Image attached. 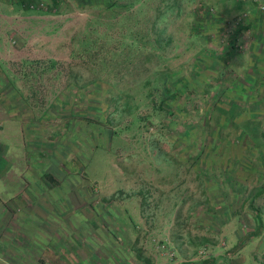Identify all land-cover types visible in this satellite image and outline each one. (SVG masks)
<instances>
[{"label":"rangeland","instance_id":"1","mask_svg":"<svg viewBox=\"0 0 264 264\" xmlns=\"http://www.w3.org/2000/svg\"><path fill=\"white\" fill-rule=\"evenodd\" d=\"M243 1L246 11L238 14L240 22L250 20L252 15L249 16L248 10L249 7L251 10L252 4H255L256 8H264V0ZM155 3L158 4V10L162 12L160 15L162 20L156 27L162 29V25H164L161 40L169 36V41L166 46L162 45L164 40L155 43L154 46L159 45L158 48L155 46L156 51H153V48L148 49V45H146L147 49L139 52L140 55H131L135 57L128 65L129 71L122 70L121 74L123 75L120 79L121 87L131 92L132 97L129 100V105L132 106L131 111L137 114L148 111L152 103V101L141 97L138 90L140 88H136L137 81L143 77L142 75L157 68L160 64L162 68L184 70L191 60L193 52L203 43L198 36V38H192L189 31L191 25L194 24L193 11L197 6L208 5L215 14L229 15L227 18H230V14L239 10L234 8L232 0H136L126 9L118 8L117 14L110 17L112 21H106V25L109 24L110 27L101 23L94 25L93 18L90 19V17L96 13L95 10L85 12L74 7L70 2H65V4L62 2V10L59 12H35L24 11L13 0H0V64L3 63L1 65L4 70L8 69L6 75L13 80L15 78L17 87L22 81L25 82L23 87L28 89L27 86L32 82L31 87L36 89L35 93L34 91L30 93L32 97L35 96L31 97L32 101L37 97L35 103L32 102L33 105L32 103L29 105L30 110L22 112L26 105L21 100V103H17L18 106H9L10 109H13L9 113L13 114L14 111L23 113L22 119L27 113H32L33 118L38 119L44 108L41 106L47 105L63 88L65 89L64 92L62 91L63 93H69L70 96L79 95V99L76 100L77 105L74 104L78 108L77 111L84 113L85 110L86 112L90 110L87 108L89 98L86 97L83 101L80 92L85 91L82 84L88 83L92 76L84 65V52H82V56L74 58L72 56L75 54L74 50L80 49L81 38L84 35L94 37L95 34L92 32L94 25L93 31L105 32L102 35L107 41L106 44L104 43V48L115 49L114 43H119V48L124 44L131 43L127 26L133 25L132 29L139 26L146 27ZM227 8L230 13L226 12ZM147 11L148 14L150 13L149 16H147ZM243 12H246V15H243ZM102 13L105 16L110 14L106 11ZM225 23L218 25L220 32H217V35L220 36L221 41H224L233 30V23L227 21ZM262 26H264V22L260 27ZM257 27L258 23L250 22L248 27L239 31L237 41L240 55L239 53L234 54L231 59L238 65L236 67L239 71L243 67V65L239 66L240 64L249 65L247 72L252 75V78L261 82L257 87L261 90V96H264V60L257 61L255 58L250 60L247 52L250 44H253L252 37ZM16 36L23 38V43L20 46L13 43L17 41ZM100 42L101 40L98 39L96 45ZM209 46L212 45L209 44ZM125 50L126 48L123 49V52ZM161 54L166 56V60L159 59ZM23 58L30 60L54 58L58 62L56 68H59L60 71L54 72L52 68L53 70H47L46 73L32 75L31 72L35 73L39 71V68L35 69L32 66L21 64ZM93 66L97 68L98 65L94 62ZM127 71L129 73H125ZM133 81L136 82L133 83ZM91 86L90 83L86 87ZM4 92H6L7 98L14 96L13 90ZM92 94L93 92L89 96L94 99ZM38 98H41V101ZM142 102H145V105ZM193 103L198 104V100H194ZM91 104L96 106L99 102L93 100ZM197 108L198 112L194 117L203 110V108L199 110V106ZM57 110L59 109L55 111L57 112ZM109 110L110 108H107V111L100 112L91 109L101 117H104ZM244 111L246 112L245 109L241 112L244 113ZM48 114L45 122L38 125L44 127L45 131L39 130L37 135L46 147H49V144L60 147L57 150H49V157L51 155L57 160L64 157L65 154H63L59 143L66 145L68 141L75 145L76 149L80 151L79 153H89L90 149L84 143H89L91 140L87 138L86 130L81 132V129L84 130L83 126L86 125L83 120L75 119L76 121L70 122L67 127L58 120L59 118H56L57 114L53 112H48ZM64 116L62 119L70 118L67 113ZM107 118L119 125L129 124V126L127 125L129 128L123 129L111 143L109 141L110 146L106 149H98L99 147L93 145L92 154L84 163L83 173L76 175V178H61L59 176L61 172L55 169L56 171L52 170L54 172L52 175L58 183L49 184V187L59 188L61 186L63 189L69 190V195L64 194L65 197H70L69 203H77L88 212L87 208L90 209L88 202H91V205L96 203L108 205V209L109 205H112L111 208L116 210L117 219L113 218L111 226L116 232L122 231L125 237L120 235L119 240L115 242L102 241V251L100 249L95 251L96 253L102 252V255L100 254L102 261L107 264H128L134 260V254L138 249V255L143 258L142 262L147 258L151 264H181V262L201 264L205 258H213L209 264H264V191L252 197L251 204L248 205L253 192L263 184L259 181L261 177H258L261 169L257 162L252 160L256 156L255 151L245 153L242 143L233 146L231 140L236 132L232 134L231 127L226 126L222 129V134L229 139L226 156L232 152V149L240 150L244 152V158H249L250 168H237V164L235 165L233 162L224 168L225 171L221 172L218 167V170L215 169V164L209 173H207L208 171L204 173L208 177L203 182L204 176L200 174L199 168L206 165L203 162L186 160L189 157H185V154L193 157L197 147L196 144L189 146L191 144L187 142L189 141L187 140L189 134L187 127L168 121L172 136L179 132L185 134V139H181L180 144H177L176 148H172L163 132L154 129L153 126L145 127L144 119L131 122V116L128 114L119 116L115 112L108 114ZM260 118L254 132L249 134L253 138L251 148H257L254 143H261L264 146V110ZM174 120L177 119L174 118ZM11 123L10 128L5 129L8 130L5 133L14 131L18 138L22 139L21 123L19 122L20 130L18 122ZM242 123L250 125L248 122ZM211 124L213 122L209 125ZM138 127L140 132L136 131ZM207 133L208 131L204 130V136ZM59 134L61 136H58ZM70 135L74 139L73 141H71ZM172 136L169 135L171 138ZM213 137L212 133L206 141L207 146ZM45 159L43 157L42 162ZM218 161L221 165L225 159L221 156ZM210 164H207V167ZM80 175H82L81 178ZM71 181L75 182V185ZM38 186L46 185L41 183L38 178ZM74 190H81V192L73 195ZM93 192L95 193L91 194ZM51 197L49 196V198ZM230 206V212L227 214L219 215L217 213L218 210ZM253 208L257 209L261 220V228L258 232H252L257 225L252 213ZM105 209L106 207H104V211L107 212L108 210ZM77 211L74 210V212ZM127 215L133 222L127 218ZM66 218L67 221L70 219L68 216ZM93 219L106 221L103 211L93 216ZM59 226L58 228L61 230L59 232H62V238H64L66 234L62 228L68 232L71 224L68 226L67 222H62ZM86 229L90 228L86 227ZM244 230L249 232L247 237H244ZM101 231L102 235L103 232L105 235L107 234L103 227ZM87 242L91 243V241ZM126 243H129L128 249L124 248ZM76 248L80 249L79 243ZM84 251H87V247L81 243V252ZM127 251L132 257L126 255ZM40 264L46 263L41 262Z\"/></svg>","mask_w":264,"mask_h":264},{"label":"trees","instance_id":"2","mask_svg":"<svg viewBox=\"0 0 264 264\" xmlns=\"http://www.w3.org/2000/svg\"><path fill=\"white\" fill-rule=\"evenodd\" d=\"M133 1L136 0H124L122 2L118 0H13V2L19 4L24 11L32 10L35 12H59L62 10V2L64 4L65 2H70L74 7L85 12L95 10L96 13H93L90 17V19L93 18L94 25L95 23H101L102 25L109 27L110 25H106V21H112L110 17L117 14L118 8L126 9ZM232 2L234 3V8L239 10L236 13L230 14V18H227L229 15L215 14L208 5L202 4L197 6L195 11H193L194 24L191 25L189 31L192 38L198 36L203 43L193 52L190 57L191 60L187 63L184 70H180V68H177L178 70H172L171 68L166 69L162 68V65L160 64L157 68L142 75L143 77L137 81L136 88H140L138 90L141 97L152 101V103L148 111L146 110L144 113L138 114L132 112V106L129 105V100L132 97L131 92L126 88L121 87L120 79L123 75L121 73L122 70H128V65L131 64V59L133 57L140 55L139 52H143L147 49L146 45H148V49L153 48V51H156L159 45H155L156 48L154 46L155 43H158L159 41L163 42V40V46H166L168 43L169 36H166V38L161 40L164 25H162V29L156 27V25L159 24V21L162 20V17L160 16L162 12L158 10V4L155 3L152 8V14L148 17L149 23L146 27L139 26L138 28L132 29L131 26L133 25L130 26L129 24L127 26V33H129L131 43L124 44L120 48L119 43H114L115 49L104 48V43L106 44L107 41L102 35L105 34V32L93 31V25L92 32L95 34L94 37H87L84 35L81 38L80 49L74 50L75 54H72L74 58L75 56H82V52H84V65L92 76V79H90L88 83L82 84L85 91L80 92V95L83 96V101H85L86 97L89 98L90 101L87 108L90 110L87 112L85 110L84 113L77 111L76 100L79 99V95L70 96L69 93H63L65 91L63 88L47 105L41 106L44 108L38 116V119L33 118L32 113H27L25 118L22 119L21 115H23V113L18 115V111H14L13 114L7 112L8 115H16L20 119L23 135L22 140L26 141V146H22L24 155H26L25 160L28 164L25 169L37 171L41 183L46 185L44 187H49L50 183H58L52 175V173H54L52 170L55 169L61 172L59 175L61 178H76V175L83 173L84 163L90 158L93 145L99 147L98 149H106L110 146L109 141L111 143V141L115 140V137L118 136L123 129L129 128L127 127L129 124L119 125L108 119V114L112 112L117 113L119 116L128 114L131 116V122L144 119L146 121V128L153 126L154 129L163 132L170 147L172 146V148H176L180 142L185 139V134L179 132L172 136L173 133L169 127L170 124H168V121H173L180 123L185 128L187 127L189 131L187 137V140L189 141L187 142H190L191 144L189 146H192L193 144L197 145L194 156L191 157L185 154V157L188 156L190 158H187L186 160L195 161L197 163L203 162V164L206 165L205 167L199 168L201 173L198 172L204 176L203 182H205L208 177L205 176L204 173L207 171V173H209L215 164V169L218 167L221 172L225 171L224 168L233 162L235 165L237 164V168H250L251 164L248 162L249 158H244V152H256V156L253 157L252 160H255L261 169V172L258 173V177H261L259 181L263 182V184L253 192L248 201V205H250L252 197L257 196L264 191V146L261 143H254L257 148H251L253 138L249 135L250 132H254L256 123L261 120L260 117L264 110V96H261V90L257 87L261 82L252 78V75L247 72L249 65H244V63L240 64L239 66L243 65V67L241 68V71H239L236 67L238 65H236L235 61L233 62L231 58L234 54L239 53L240 55V47H238L239 44L237 41L238 33L242 29L248 27V24L251 22L258 23V27L252 37L253 44H250L247 51L249 59L252 60L255 58L257 61L264 60V26L260 27L264 22V8L259 9V7H255V4H252L251 10L250 7L248 10L249 16L252 15L250 20H246L247 23L245 21L240 22L238 14L245 10L243 7L245 2L243 0H232ZM228 9L229 8H227L226 12L230 13ZM103 11L110 12V14L105 16L102 13ZM149 15L150 13L148 14L147 11V16ZM226 21L234 24L232 25L233 30L228 34V37L224 39V41H221L219 39L220 36L217 35V32H220V27H218V25H221L222 23L226 24ZM15 38L17 41L13 43L16 44V46H20L23 43V38H21V36H16ZM98 39L101 40V42L96 45ZM209 44L212 46H209ZM125 48L126 50L123 52V49ZM113 56L117 57L114 58ZM159 57L161 60H166L164 54L159 55ZM94 62L97 63V68H94ZM21 64L32 66L35 69L39 68V71L35 73L31 72L32 75L46 73L47 70L53 69L54 72L60 71L59 68H56L58 62L54 58L33 60L23 58ZM6 70L8 69L4 70V67L0 66V74L3 72V78L6 82L5 89L13 90L14 96L9 98L6 96L1 97L0 105H4L3 109L8 111L7 108H9V106H18L17 103H21L20 101L23 100L26 108H24L22 112L30 110L29 105H31L32 102L35 103V100H37L36 97V99L32 101V98L35 96L32 97L30 94L31 91H34V93L36 92V89L31 87L32 82L27 86L28 89L23 87L25 82L22 81L19 82L17 87L15 84V78L13 80V78L6 75ZM128 71L125 73H129ZM134 82L136 81H133V83ZM90 83L92 86L86 87ZM91 92H93L92 95L94 96V99L89 96ZM38 99L41 101V98ZM93 100H97L99 104L93 106L91 104ZM194 100H198V104L193 103ZM142 104L145 105V102H142ZM197 106L200 107L199 110L202 108L203 110L194 117V115H196L195 113L198 112ZM107 108H110V110L104 117L99 116L96 111H91V109H96L100 112H105L107 111ZM56 109L59 110L56 112ZM243 109H245L246 112L244 111V113H242L241 111ZM48 112L57 114L56 118H59L58 120L67 127H69L70 122L76 121L75 119L83 120V123L86 125L85 127L83 126L84 130L81 129V132H85L86 130L87 132H85V134H87V138H90L91 140L89 141L86 138L89 143H84L90 149L88 154L79 153L80 151L76 149L75 145L68 141L66 145L59 143L62 147L63 154H65L64 157L59 158L58 160L52 158L51 155L49 157V150H57L60 147L58 145L56 147V145L53 144H49V147H46L43 145L41 138H38L37 135L39 130H41V132L45 131L44 127H39L38 125L45 122L47 116H49ZM66 113L73 119H62V117H65L64 115ZM174 118L177 120H174ZM212 122L214 125H209ZM242 122H248L250 125H244ZM226 126L232 128V134L236 132V135L233 136L231 140L232 144H234L233 146L237 145V143H242L244 152L232 149V152L226 156V146L228 145L229 139L222 134V129ZM204 130L208 131L205 136ZM136 131L140 132L139 127L136 128ZM212 133L214 136L213 140L207 146L206 141ZM170 134L172 138L169 137ZM58 136H61V134ZM69 137L71 138V141L74 140L71 135ZM29 153L31 160L28 158ZM52 155L55 154L52 153ZM221 156L224 157L225 161H222L220 165V161L218 160L221 159ZM43 157L46 159L42 162ZM209 163L211 164L207 167V164ZM66 174L68 176H65ZM81 177L82 175H80V178ZM73 184L75 185V182H73ZM77 192L80 193L81 190H74V193L72 194L76 195ZM94 193L95 192L91 194ZM91 204V202H88V206H90V209L87 208L89 210V212L87 211V214L89 213V219L92 217L91 214H99V212L102 211L104 215L108 212L110 213L108 205L103 204L104 207H106L105 210H108L106 212L104 211L102 204H99L101 205V209L98 207L97 203L93 205ZM230 208L231 206L218 210L217 213L219 215H222V213L227 214L230 212ZM252 213L257 224L252 232H258L261 228V220L258 216L257 209L253 208ZM106 217L108 219V216ZM127 218L132 221L129 215H127ZM90 223L92 227H95V225H101L108 236L109 233L113 236L112 239H114V241H118L120 235L125 237L122 231L119 230L116 232V230L113 229L114 227L112 228L111 226L112 222L108 220L98 223L92 219ZM89 233L94 236L96 231L92 228ZM248 233L249 232L244 230V237L248 235ZM128 244L129 243H126L125 246H129ZM136 250L137 252L134 254L135 258L132 262L133 264H151V261L147 258H145L146 261L142 262L143 258L138 255L139 250ZM212 260L213 258H205L202 260L201 264H209ZM181 264L193 263L181 262Z\"/></svg>","mask_w":264,"mask_h":264},{"label":"crops","instance_id":"3","mask_svg":"<svg viewBox=\"0 0 264 264\" xmlns=\"http://www.w3.org/2000/svg\"><path fill=\"white\" fill-rule=\"evenodd\" d=\"M4 83L2 72L0 98L6 96ZM3 106L0 105V264H107L100 257L102 252H96L102 249V241L115 242L113 236L104 232L102 235L101 225L92 227L90 221L97 214H91L89 219V213L83 207L69 203L70 197H65L69 190L38 186V172L25 169L28 164L22 146H26V141L18 138L14 131L5 133L13 121L18 122L20 130V119L8 115L7 112L13 109L9 107L6 111ZM30 153L28 158L31 160ZM111 206L105 217L113 222L117 215ZM98 207L101 209V205ZM62 222H67L68 226L71 224L68 232L61 227L66 234L64 238L58 228ZM96 222L101 221L96 219ZM92 228L96 231L94 236L89 233ZM77 243L80 249L76 248ZM81 243L87 251L81 252ZM124 248L128 249L127 246ZM127 252L126 255L130 256Z\"/></svg>","mask_w":264,"mask_h":264},{"label":"built area","instance_id":"4","mask_svg":"<svg viewBox=\"0 0 264 264\" xmlns=\"http://www.w3.org/2000/svg\"><path fill=\"white\" fill-rule=\"evenodd\" d=\"M242 14H243V15H246V12H243Z\"/></svg>","mask_w":264,"mask_h":264}]
</instances>
